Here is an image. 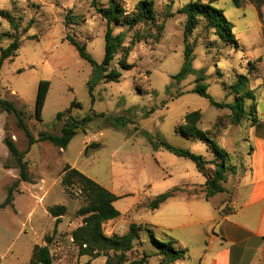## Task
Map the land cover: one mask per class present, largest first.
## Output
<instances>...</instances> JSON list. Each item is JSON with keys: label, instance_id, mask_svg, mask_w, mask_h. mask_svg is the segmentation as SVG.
<instances>
[{"label": "rangeland", "instance_id": "rangeland-1", "mask_svg": "<svg viewBox=\"0 0 264 264\" xmlns=\"http://www.w3.org/2000/svg\"><path fill=\"white\" fill-rule=\"evenodd\" d=\"M139 1L122 0L127 14L135 13ZM154 1L158 13L156 25L151 28L139 25L131 31L125 23L114 26L115 34L128 31L127 46L137 31H150L153 36L132 48L128 63L133 68L122 70L119 82H100L96 86L93 102L87 84L92 66L66 40L71 36L86 44L94 59L102 62L107 23L92 0H0V9L11 14L17 27L13 29L8 20L0 18V48L9 46L15 36L21 41L17 56L7 59L0 71V97L12 101L24 112L23 117L36 138L41 132L60 134L64 119L58 121L56 115L67 110L73 101L82 104L81 108L72 110L76 118L93 115V121L78 131L65 153L48 142L33 145L26 156L30 181H23L4 139L11 137L21 151L28 150V139L18 127L17 117L0 110V205L6 201L10 188L15 190L14 206L0 210V264H29L35 245H44L45 237L54 233L42 217L55 205H65L67 213L61 218V228L52 236L50 249L54 263L102 264L106 261L103 255H81L72 240V231L82 223L78 211L87 202L77 185L69 192L65 190L62 177L68 164H78L97 182L110 183L123 195L121 203L157 195L181 182L184 176L199 175L193 162L175 155L165 145L188 149L208 159L213 157L204 142L187 139L177 132L192 111L203 113L202 130L209 129L223 113H229L192 92L201 70L205 71L204 83L209 86L212 97L218 102H231L233 98H227V86L239 74L247 73L248 61L254 62L251 86L255 90L258 113H263L259 117L264 121L263 8L259 10L250 0H243L241 7H236L232 0L214 3L233 24V33L239 42V48L235 49L208 31L204 23L185 39L186 16L177 11L187 0H176L171 9L174 14L168 19L165 13L170 0ZM97 2L101 7L108 4V0ZM186 43L194 47V71L178 82L173 76L183 67ZM121 57L122 54L112 67H119ZM259 58L263 59L260 63ZM42 80L50 81L51 89L44 121L39 122L35 107ZM117 117L123 118L126 126L118 125ZM248 125L250 121L246 120L241 128L230 129L236 132L233 134L240 131L238 134L244 136ZM245 154L239 151L237 155L241 175L251 168ZM236 181L237 176L230 178V195L225 202L235 198ZM203 203L211 207L208 202ZM142 240L143 246L136 248L139 254L143 250L155 251L147 233L142 235ZM149 264H157V259H151Z\"/></svg>", "mask_w": 264, "mask_h": 264}, {"label": "trees", "instance_id": "trees-1", "mask_svg": "<svg viewBox=\"0 0 264 264\" xmlns=\"http://www.w3.org/2000/svg\"><path fill=\"white\" fill-rule=\"evenodd\" d=\"M176 0H170L167 5L165 17L168 19L173 16L172 5ZM219 0H187L177 13L186 16L184 26V35L187 40L195 30L204 23L208 31H212L224 43L233 48H239V42L233 33V24L225 16L224 11L217 9L214 3ZM260 10L264 6V0H250ZM236 7L243 5V0H232ZM93 6L98 14L106 21L105 31V55L101 63L97 62L91 53L88 52L86 44L76 41L71 36L66 40L76 49L79 56L92 66L91 77L88 81L89 92L94 102V90L100 82L110 83L119 82L122 78V70H130L133 65L128 63V58L132 48L137 43L148 38L153 34L137 31L133 36L129 46L126 45L127 32L135 29L139 25H145L151 28L157 24L158 13L154 0H141L135 7V13L130 16L124 7L122 0H108L107 6H99L97 0H92ZM0 18L8 20L13 29L17 28L11 14L5 10L0 11ZM127 24L129 30L115 34L114 26ZM21 47V41L18 36L6 48H0V71L7 59L17 56ZM122 54L118 60L119 67H112L117 57ZM194 47L190 43L185 44L184 64L180 72L173 76V79L181 82L193 69ZM259 58L257 62H262ZM254 71V62L248 61L247 73L239 74L236 80L227 86V98L232 97L231 102H218L209 93V86L204 83L205 71L201 70L196 79V86L192 92L208 99L212 105L221 110H228L229 113H223L212 126L207 130H202L200 125L203 119V113L192 111L185 116L182 124L177 128V132L187 139L204 142L208 150L213 154V159L208 160L205 156L195 154L188 149H178L169 145L165 147L175 155L190 160L195 164L197 170L206 178L205 198L209 199L219 193L227 192V184L232 176L239 174V167L233 163V157L218 144L219 137L229 128H240L246 120L250 121V126H255L259 122V113L256 103L255 90L251 86L250 74ZM1 86V83H0ZM51 89V82L42 80L36 98L35 118L39 122L44 121V110ZM81 108L82 104L73 101L70 107L65 111H60L56 115L58 121H63V127L60 134H51L41 132L36 138L29 129L25 119L24 112L19 110L16 105L5 98L0 97V110L8 115H15L18 120V127L22 129L28 139L29 148L21 151L15 141L6 136L4 143L7 146L10 155L14 158L20 169V176L23 181H30L29 164L26 156L31 151L33 145L39 142H48L59 149H66L79 130H83L93 121V115H87L81 119L72 115L74 108ZM118 125L126 126L123 118H116ZM213 166V170L209 167ZM62 184L65 190L69 192L72 186H78L80 192L85 197L87 205L81 207L78 215L82 217V223L72 231V240L79 248L83 256L106 257V264H149L153 258L157 259V264H174L183 260L188 255L187 249H182L177 245V241L168 233L161 231L147 224L132 223L129 230L123 234L107 235L105 225L111 220L120 217V212L115 207L118 197L98 182L85 175L77 168L66 165L63 172ZM182 187L172 188L164 193L154 197L147 205L151 210L158 209L168 199L174 197L182 191ZM14 188H10L6 201L0 205V210L5 207H13ZM49 213L57 218L54 233L58 225L62 222L61 218L67 213L65 205H55L49 208ZM147 233L155 251L148 253L143 250L140 254L136 251L138 245L143 246L142 235ZM52 236L45 237L44 245H35L29 264H55L50 244Z\"/></svg>", "mask_w": 264, "mask_h": 264}, {"label": "crops", "instance_id": "crops-1", "mask_svg": "<svg viewBox=\"0 0 264 264\" xmlns=\"http://www.w3.org/2000/svg\"><path fill=\"white\" fill-rule=\"evenodd\" d=\"M262 8L264 11V6ZM259 115L261 117L263 113ZM260 117L255 126L246 127L244 136L238 134L240 131L233 134L236 132L232 133L229 128L217 141L232 155L234 164H237V155L241 151L246 153L245 158L251 166L249 172L235 175V198L231 202H225L230 195V180L225 184L227 192L205 198L206 178L197 167L199 175L184 176L181 182L174 184L172 188L182 187L183 190L156 210H151L147 204L161 193L140 196L133 203H121L123 195L117 193L110 183L98 182L118 197L114 205L120 217L106 223V234L123 235L132 223L147 224L158 232L168 233L180 248L188 250L187 257L174 264H264V121ZM88 144L89 137L84 142L85 148ZM65 150L60 149V152L65 153ZM68 165L88 176L78 164ZM203 202H208L211 207ZM42 218L54 232L57 218L48 212ZM60 225L57 229L61 228Z\"/></svg>", "mask_w": 264, "mask_h": 264}]
</instances>
